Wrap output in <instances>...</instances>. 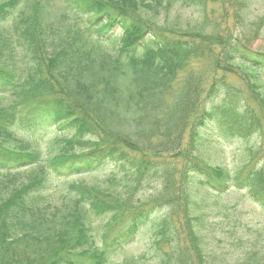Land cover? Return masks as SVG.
Returning a JSON list of instances; mask_svg holds the SVG:
<instances>
[{"label": "trees", "instance_id": "trees-1", "mask_svg": "<svg viewBox=\"0 0 264 264\" xmlns=\"http://www.w3.org/2000/svg\"><path fill=\"white\" fill-rule=\"evenodd\" d=\"M59 2L85 26L55 14L47 0L0 2V93L13 96L8 108L0 107V174L11 181L42 160L25 142L10 150L16 130L55 126L69 133L56 143L48 171L39 168L0 199V264H108L114 248L133 241L150 220L153 264H212L208 214L191 198L192 185L215 194L240 189L264 208V158L233 172L197 154L205 131L225 139L264 129V96L255 80L247 95L227 81L239 66L264 76V47L253 46L262 17L248 18L249 0ZM176 4L194 6L198 17L185 27L156 20L159 8ZM222 12L239 26L237 34ZM204 57L207 72L194 67ZM109 162L125 172L120 188L72 182L71 201L48 209L49 174L66 179ZM152 181L160 188L153 198L135 197ZM223 215L229 243L247 236L249 244L227 264H264V244L248 237L258 228L235 213ZM101 217L97 245L91 225ZM142 259L125 256L117 264Z\"/></svg>", "mask_w": 264, "mask_h": 264}, {"label": "rangeland", "instance_id": "rangeland-1", "mask_svg": "<svg viewBox=\"0 0 264 264\" xmlns=\"http://www.w3.org/2000/svg\"><path fill=\"white\" fill-rule=\"evenodd\" d=\"M1 1L3 0H0V2ZM47 2L50 3L55 14L59 15L61 13H65L67 19H69L68 21L75 22L77 27L83 28L85 26V18H77L71 13L66 12L64 8H62L59 0H47ZM208 7H212L214 12H218L217 8L219 6L216 3L209 4ZM247 13L250 20H258L259 17H262L263 21L260 29V36L255 38L253 46L263 48L264 0H249ZM158 14L159 15L156 20L160 23L167 22V24L180 25L184 27L186 26L185 23H187V21H192L198 17V13L196 12V8L194 6L183 7L179 4L170 8L169 11L159 8ZM220 15L221 11H219L217 16ZM222 15L228 18L226 21L228 22L227 25H229L230 29L237 34L240 29L239 26H236L232 16L225 12H222ZM117 31V27H115L109 34L103 36V38L105 40H111ZM108 49L113 51L112 47H109ZM17 62L19 63L20 60ZM210 64L211 62H209V59L204 57L203 59L196 60L194 62V67L199 71L202 70L207 72ZM227 81L240 88L243 95L248 94L250 89L249 83L254 81V84H257L259 91L264 96V76L259 75V77L256 78L255 74L247 71L244 66H239V70L237 72L228 74ZM12 102L13 96L7 93H0V107L8 108ZM65 136H69V133L66 130L63 131L62 129H57L55 126L43 127V129H34L33 131L25 129L16 130L14 132V137L18 141H10L6 144L10 150H12V147L19 145L18 142H25L28 147L32 149L35 148L40 151L42 160L39 164L19 169V174L16 175L14 180L12 179L11 181H8L5 179L4 173L0 174V179L2 180V182H0V199L8 194V190L14 184L18 185L21 182H24V179L28 175L35 173L39 170V168L48 171L46 168L47 162L52 155H55L58 149L56 143ZM203 136V145L198 147L197 154L200 159L207 161L211 165H219L230 171L236 172L237 169L246 164L249 159H251L249 162V164H251L253 162H261L264 158V129L246 138L235 137L223 139L215 135L213 132L206 131ZM254 151H257L255 157L253 156L250 158V152ZM124 173L125 172L121 166L109 162L97 171L67 177L66 179L54 177L49 174L48 178L50 179L51 185L45 193L44 201L46 204L48 203L50 205L48 206V209L50 210L57 206H59V209L62 205H66L72 198V192L67 187L72 182L78 183L79 181L87 185L92 184L108 188L112 186L120 188L121 182L125 179ZM159 189L160 188L156 182L152 181V183L142 185V187L138 189L134 195L135 197H139L141 199H149L153 198V196L158 193ZM191 198L195 201L194 203L197 204V208L200 211L208 214V232L211 235L209 234V242L207 246L209 254L208 257L211 259L212 264H227L240 259L244 256L246 246L249 245L246 239L247 236H244L246 238L240 240V242H237L236 244H232V242L229 243L231 238L228 234L229 227L225 223L223 214L235 213L244 223L249 225L251 224L252 226L258 228V230L254 231L252 235H248L249 240H256L253 243H256L257 245L264 244V208L255 202L246 191L229 188L223 193L215 194L203 191L202 189H199V186L193 184L191 188ZM93 220L94 222L91 225V233H93L95 240L98 241L97 245H99V237L103 231L106 219L101 217L94 218ZM153 225L154 223L152 220L148 221L137 233L133 241L126 243L123 246L115 247L110 263L108 264H117L121 262L125 256L138 257L141 255H143L144 259H142V262L138 264H153L156 260L154 259V249L152 247V237L154 233ZM238 226L239 225H237L236 231L241 228V226ZM253 253L255 254L256 252L254 251ZM13 255L16 259H18L17 256H22L20 254ZM18 260L21 261L20 259ZM22 264L27 263L24 262Z\"/></svg>", "mask_w": 264, "mask_h": 264}]
</instances>
